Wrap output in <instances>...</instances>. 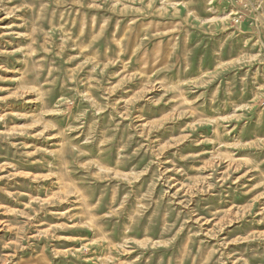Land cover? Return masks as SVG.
Masks as SVG:
<instances>
[{
	"label": "rangeland",
	"instance_id": "1",
	"mask_svg": "<svg viewBox=\"0 0 264 264\" xmlns=\"http://www.w3.org/2000/svg\"><path fill=\"white\" fill-rule=\"evenodd\" d=\"M0 264H264V0H0Z\"/></svg>",
	"mask_w": 264,
	"mask_h": 264
},
{
	"label": "bare ground",
	"instance_id": "2",
	"mask_svg": "<svg viewBox=\"0 0 264 264\" xmlns=\"http://www.w3.org/2000/svg\"><path fill=\"white\" fill-rule=\"evenodd\" d=\"M178 13V12H177Z\"/></svg>",
	"mask_w": 264,
	"mask_h": 264
}]
</instances>
